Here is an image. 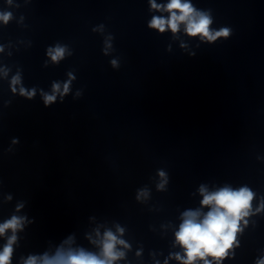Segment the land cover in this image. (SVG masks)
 Segmentation results:
<instances>
[{"label": "clouds", "instance_id": "9594fccd", "mask_svg": "<svg viewBox=\"0 0 264 264\" xmlns=\"http://www.w3.org/2000/svg\"><path fill=\"white\" fill-rule=\"evenodd\" d=\"M11 0H9V3ZM152 10L168 12L169 16H153L148 24L149 28L155 29L160 33L170 30L173 34L180 30V25H184L185 33L190 37L199 36L201 39L209 42L215 41L223 36L228 37L230 30L223 28L218 32L210 31L209 25L212 23L210 17L198 12L187 0H168L166 5L157 4L155 0H149ZM11 19V13L0 14V21L5 24ZM65 49L57 46L54 50L49 49L48 55L53 62L63 59ZM115 66V61L112 62ZM71 75V74H70ZM74 78V77H73ZM20 82L19 76L13 77L11 83L12 91L16 92L15 85ZM70 81L65 83L63 91L59 83L52 86L53 94L43 95L45 107L56 101V94L61 97L69 91ZM21 95L31 99L35 95V90L26 92L24 88L20 89ZM14 143L16 141H13ZM161 177L164 173H160ZM159 187H163L160 185ZM203 195L201 205L209 207V211L201 219L199 211H186L184 220L176 233V242L185 250L184 257L177 254L174 258L181 261V264H194L197 259L203 260V264H212L206 259V256H212L216 261H220L227 256L228 250L232 247L239 230V221L243 216L248 215L247 209L251 206L253 193L247 188H241L233 191L229 188L220 189L217 192L207 193L202 187L200 189ZM139 198V196H138ZM7 199L11 200V196ZM24 205L18 204L16 211L19 212ZM27 221L25 216L12 215L3 223H0V237H4L9 231L11 235L0 250V264H11L13 255V245L17 241L16 233L22 231ZM122 233V229H118ZM127 247L123 240L118 239L112 232H105L103 240L100 242V254L86 252L84 250L64 252L57 250L56 254L49 257L47 254L38 259L36 256H29L24 264H113L123 258L124 253L116 249L117 245ZM258 264H264V259L258 261Z\"/></svg>", "mask_w": 264, "mask_h": 264}]
</instances>
